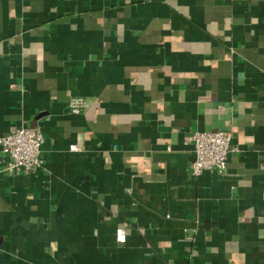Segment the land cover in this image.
Instances as JSON below:
<instances>
[{"label":"crops","instance_id":"crops-1","mask_svg":"<svg viewBox=\"0 0 264 264\" xmlns=\"http://www.w3.org/2000/svg\"><path fill=\"white\" fill-rule=\"evenodd\" d=\"M19 126L44 165L0 164V264H264V0H0ZM206 131L238 152L191 178Z\"/></svg>","mask_w":264,"mask_h":264},{"label":"built area","instance_id":"built-area-1","mask_svg":"<svg viewBox=\"0 0 264 264\" xmlns=\"http://www.w3.org/2000/svg\"><path fill=\"white\" fill-rule=\"evenodd\" d=\"M69 106L72 114H79L86 107V102L81 98H74ZM42 143L43 137L37 127L19 126L0 137L2 172L14 176L18 172L32 174L42 169ZM185 143L192 147L189 167L191 178H198L203 173L212 171L225 176L228 156L238 152V148L232 144L231 133L225 131L193 132L185 137ZM69 150L76 152L78 147L71 145ZM118 239L124 240L122 235Z\"/></svg>","mask_w":264,"mask_h":264}]
</instances>
